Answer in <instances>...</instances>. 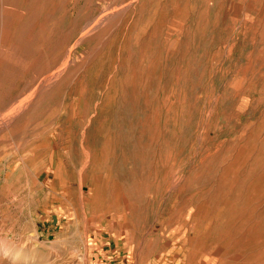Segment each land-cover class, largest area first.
<instances>
[{"label": "rangeland", "instance_id": "rangeland-1", "mask_svg": "<svg viewBox=\"0 0 264 264\" xmlns=\"http://www.w3.org/2000/svg\"><path fill=\"white\" fill-rule=\"evenodd\" d=\"M0 264H264V0H0Z\"/></svg>", "mask_w": 264, "mask_h": 264}, {"label": "bare ground", "instance_id": "bare-ground-1", "mask_svg": "<svg viewBox=\"0 0 264 264\" xmlns=\"http://www.w3.org/2000/svg\"><path fill=\"white\" fill-rule=\"evenodd\" d=\"M130 2V1H129ZM126 7V6H125ZM116 10V9H115ZM110 13V12H109ZM103 15V14H102ZM105 15H107L106 13H105ZM99 19V18H98ZM105 20V19H104ZM101 23V22H100ZM99 24V23H98ZM104 25V24H103ZM97 27H99V26H97ZM93 34V33H92ZM65 64V63H64ZM67 66V65H66ZM61 72V71H60ZM58 73V72H57ZM46 74V73H45ZM55 78V77H54ZM56 79V78H55ZM46 86V85H45ZM47 89V88H46ZM45 100V99H44ZM43 101V100H42ZM11 116V115H10ZM9 120V119H8ZM10 127V126H9ZM45 132V131H44ZM6 253V252H5ZM7 254L8 255H10V256H12V257H17V254L16 253H14V252H12L11 250L10 251H7Z\"/></svg>", "mask_w": 264, "mask_h": 264}]
</instances>
